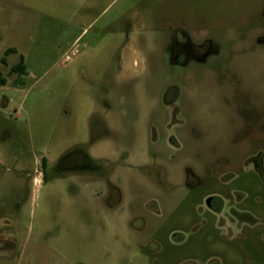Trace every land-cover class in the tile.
Listing matches in <instances>:
<instances>
[{"label": "rangeland", "instance_id": "374dc122", "mask_svg": "<svg viewBox=\"0 0 264 264\" xmlns=\"http://www.w3.org/2000/svg\"><path fill=\"white\" fill-rule=\"evenodd\" d=\"M0 76V264H264V0H0Z\"/></svg>", "mask_w": 264, "mask_h": 264}, {"label": "flooded vegetation", "instance_id": "af4514ba", "mask_svg": "<svg viewBox=\"0 0 264 264\" xmlns=\"http://www.w3.org/2000/svg\"><path fill=\"white\" fill-rule=\"evenodd\" d=\"M171 47V54L169 56L170 60L173 62L174 65L183 66L189 64L190 62H198L203 63L205 59L208 58L210 49H213V44L211 41L207 40L202 42V44H190V38L185 33H183L181 39H173L170 43ZM215 51V49L213 50ZM191 56V59H189ZM207 56V57H206ZM170 89L167 91L169 92ZM166 92V93H167ZM172 98L176 97V93L172 90ZM252 118L255 117L254 113L250 114ZM241 117H243V112L241 113ZM247 120V119H246ZM247 164H251L254 171L261 175L262 174V154H257L251 157ZM215 200L221 201L219 198L214 196H210L206 199V204L209 208L213 207V203Z\"/></svg>", "mask_w": 264, "mask_h": 264}, {"label": "trees", "instance_id": "16d2710c", "mask_svg": "<svg viewBox=\"0 0 264 264\" xmlns=\"http://www.w3.org/2000/svg\"><path fill=\"white\" fill-rule=\"evenodd\" d=\"M12 49H8L6 50L5 54H8L10 52H12ZM11 71L14 73H23L24 72V67L22 64V60L20 61V63H18L17 65L11 67ZM0 84H4V79L1 78L0 76ZM71 155L64 157L62 160H66L69 159L71 157L73 158H79L81 165L80 168H74L75 171H86V170H90V169H99V167H97L98 165L96 164V161L92 158H90L87 153L85 152V150H83L82 148L78 147L75 148L71 153ZM75 156V157H74ZM45 164V159H42V165ZM72 169V168H71Z\"/></svg>", "mask_w": 264, "mask_h": 264}]
</instances>
